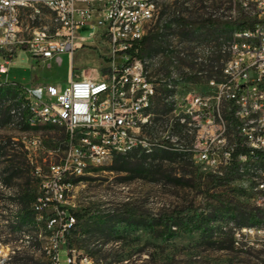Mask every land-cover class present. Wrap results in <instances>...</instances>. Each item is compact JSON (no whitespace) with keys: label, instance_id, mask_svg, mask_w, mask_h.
<instances>
[{"label":"rangeland","instance_id":"obj_1","mask_svg":"<svg viewBox=\"0 0 264 264\" xmlns=\"http://www.w3.org/2000/svg\"><path fill=\"white\" fill-rule=\"evenodd\" d=\"M158 1L160 17L149 32H156L159 29L156 26H161L164 19L177 15L185 18L188 25H182L178 20L170 21L168 28L164 29L165 37L152 38L144 54L150 79H169L172 70L180 72L182 79L176 81L179 99L189 96V92L211 91L207 77L194 79L186 75L187 70L193 73L203 65H196L189 57L184 58L182 52L191 55L196 44H208L221 37L222 42H230L239 24L232 26L220 21L204 26L197 21L207 17L213 9L229 8L232 1ZM89 32L85 25L78 30L80 35ZM74 54L76 68H90L95 74L105 71L107 56L100 54L92 44L87 43ZM16 57L18 61L11 66L10 72L0 73V82L16 81L30 85L32 75L37 74L42 75L47 83L60 85L67 78L66 56L55 57L50 63L35 67L32 54L27 49H22ZM215 65L214 73L221 79V62ZM159 87L163 88V85ZM14 88L17 93L7 100L2 99L0 92V103L12 99L17 102V106L12 107L14 121H9L5 107L0 111V145L16 146V149L10 148L9 153L21 155V160L27 162L25 169H30V172L23 178L14 179L12 184L29 187L37 195L45 193L52 196V190L50 193L45 191L44 184L48 180L50 165L59 162L63 155L66 130L31 127L24 95L18 94L17 87ZM158 101V97L153 98L145 115H152L153 119L157 116L161 106ZM177 113L159 114L168 120L169 125L166 122L159 125L158 133L145 131L153 139L150 152L138 148L128 160L121 158L116 161V156L103 166L87 169L81 175L83 180L73 182L65 190L60 205L86 214L67 237L61 230L63 211L54 200L40 208L35 227L24 228L22 233L14 230L12 219H15L18 198L14 196L15 190L4 180L6 174L1 172L7 168L10 156L0 157V264H48L55 260L54 257L59 258V264H67L70 249L77 251L79 263L82 257H87L89 264H264V234L236 235L237 229L264 231V223L243 226L233 217L236 208L247 211L257 207L264 209L257 203V193L252 187L251 180L256 171L239 169L218 181L219 174L203 169L193 154L179 151V146L167 149L163 141L154 140L170 136L181 144H191V136L183 138L184 133L170 126ZM188 117L192 121L196 118L195 115ZM149 121L148 128L153 124V120ZM23 125L37 130H26ZM228 131L235 132V127L230 126ZM31 134L41 135V147H26L24 138ZM152 153L154 155L144 159L143 154ZM37 167H40L41 175L37 173ZM222 170L224 173L227 171ZM74 177L78 176L69 179ZM52 215H57L54 223L49 219ZM102 225L105 226L104 231L100 230ZM28 229L34 236L31 241H28ZM69 238L72 246L66 242ZM14 246H20V250L10 262Z\"/></svg>","mask_w":264,"mask_h":264},{"label":"built area","instance_id":"obj_2","mask_svg":"<svg viewBox=\"0 0 264 264\" xmlns=\"http://www.w3.org/2000/svg\"><path fill=\"white\" fill-rule=\"evenodd\" d=\"M231 1L229 8L213 9L209 15L232 26L246 24V31L230 37V42H222L221 37L208 44H196L191 55L182 52L184 58L203 65L186 73L207 77V86L212 90L189 92L190 97L179 99L176 81L182 79V74L172 70L169 79L152 80L145 57L140 54L141 40L160 17L158 0H0V73L9 72V65L22 49L32 54L35 63L43 64L61 54L72 57L97 35L107 45L108 62L100 78L71 79L65 86L12 85L24 95L31 122L44 119V127L48 119L66 122L63 155L50 165L44 184L45 191H53L52 196L39 197L42 204L38 207L51 200L63 201L65 190L72 185L65 179L98 167L100 159L113 161L106 156L108 143L148 147L153 139L145 131L153 118L144 114V105L153 103L162 84L163 89L171 91L165 94V100L178 112L175 121L185 127L183 133L191 136L192 142L181 144L170 136L154 140L163 141L167 149L179 146V151L193 154L203 169L219 175L224 174L222 169L232 166L256 171L252 187L257 203L264 208V0ZM37 2L49 5L50 13H40ZM59 15H66V22H59ZM85 24L92 28L87 37L78 33ZM216 62H221V79L214 73ZM7 82L13 81L0 82V86ZM4 104L11 105V114L12 107L17 106L13 99L0 103V108ZM190 115H195V120H190ZM230 126L235 132L228 131ZM24 142L27 148L43 145L39 134L26 136ZM238 148L244 150L236 155ZM37 169L41 175L40 167ZM74 222L72 216L67 219L62 233ZM257 234L263 235L264 231L236 230L238 237ZM70 250L67 264L90 263L87 257L79 263L77 251ZM54 258L50 264H59V258Z\"/></svg>","mask_w":264,"mask_h":264},{"label":"trees","instance_id":"obj_3","mask_svg":"<svg viewBox=\"0 0 264 264\" xmlns=\"http://www.w3.org/2000/svg\"><path fill=\"white\" fill-rule=\"evenodd\" d=\"M175 20H178L179 22H181L182 25L187 23V20L185 18L178 16V15L164 19L163 22L160 19V22H162L163 26L160 27L157 25L156 28L157 29L159 28V29L156 32L150 31L147 35L144 36V38L140 42V54L142 56H144L145 52L148 49L149 44H151L152 38L154 36L159 38V39L165 37L166 34L164 33V29L168 28L169 24L171 23L170 21H175ZM220 21H223V20L214 19L210 15H208L207 17H204L201 20L197 21V23L205 26V25L213 24L215 22H220ZM225 22H227V21H225ZM228 23H230V22H228ZM186 25H188V24H186ZM186 75L188 77L194 78V79L202 78V76L198 77L195 75H188V74H186ZM13 83L17 86L22 85L16 81H13V82H7L6 85L4 86V88H3V86H1L0 92H1V96H2L3 100H7L8 98H10L11 96H13L17 93L16 89L14 87H12ZM158 92L159 93L156 95V97H158V99H159L158 105H161V106L157 110V116L153 119L152 126L148 129H146V131H148L149 133H158V130H159L158 126L163 125L165 122H168V120L162 119V117H160L159 114H161V113L166 114L170 111H173V109H174L173 103L165 100V94L168 95L171 91L161 88V89H158ZM3 107H5L9 121L10 122L14 121V116L10 112L11 105L4 104L0 108V111L2 110ZM23 128L26 130L30 129V127L28 125H23ZM43 128L44 129H52V128H56V127L45 126V127L40 128V129H43ZM184 128L185 127L179 125V123L177 121L173 122V126H172L173 130L174 129L180 130L183 133ZM186 137L187 136L184 134L183 138H186ZM15 147L16 146H10V144L0 145V157H2L4 155L10 156L9 160L7 161L8 162L7 168L3 169L1 172L6 174L4 180L10 184V187L13 190H15L14 196L18 198V199H16V203H15V205L17 207L16 215L14 216L15 219H12V222H14L15 224L12 225V227L15 228L14 229L15 231L22 233L23 231H25L24 228L35 227L38 224V216H39V214H41V210H40V208H38V206H39V204L40 205L42 204L39 201V197L45 196V193H41V194L37 195L36 193H33L31 191V188H29V187L20 186L19 183L12 184L14 179L23 178V177L27 176L26 174H29V172H30V169H25L24 165H26L27 162L21 160V155H18L16 153H9V149L10 148L16 149ZM163 150L166 151V149H163ZM243 150H244V148H238L236 151V155L240 151H243ZM134 153H136V152H134ZM132 154H133V152L129 153V154H125V155H119L116 157L115 160L118 161L121 158L128 160ZM152 155H154V153H152L151 155L143 154L145 160H147ZM235 168H236V166H232L231 169H227V171L223 175L217 176L218 181L225 179L229 174H232L234 171L239 170V169H235ZM126 170H128V169H126ZM129 170H131V169H129ZM132 170H135V169H132ZM83 178H84V176H78V177H74V179H65V180L73 183V182L81 181V180H83ZM57 205L63 211L64 223L67 221V219H70L71 216L75 219V222L71 225V227L64 229V236L67 237V236H69V234L72 231H75V229L79 225V222H81V220H83L86 217V214L80 213V212H75L72 209H68L63 205H60V203H57ZM236 209H237V212L235 215L233 214V217H234V219L238 220L240 225H243V226H257L258 225V226H260L262 223H264V209H262L260 207L253 208V209L248 210V211L242 210L239 208H236ZM49 219L50 220L55 219V221H56L57 215L56 216L52 215ZM55 221H53V223ZM132 222H135V221L133 220ZM104 227L105 226L102 225V227H100V230L104 231L105 230ZM62 229H63V226L61 227V230ZM26 232L28 233L27 236L30 239L28 241H31L32 237L34 238V236L31 235L32 230L28 229V231H26ZM5 242H8V241L5 240ZM66 242L69 246H72V240L70 238L67 239ZM19 250H20V246H14L8 261L11 262L16 257V254H17V252H19ZM48 264H50V262Z\"/></svg>","mask_w":264,"mask_h":264},{"label":"bare ground","instance_id":"obj_4","mask_svg":"<svg viewBox=\"0 0 264 264\" xmlns=\"http://www.w3.org/2000/svg\"><path fill=\"white\" fill-rule=\"evenodd\" d=\"M37 10L40 13H50V6L46 5L45 2H37ZM59 22H66V15H59ZM243 31H246V24H240L235 29L232 37H239L243 33ZM150 108H151V104H145L144 114L148 112ZM28 122L32 125L31 127H37V128L44 127V119H35V121L31 122V119L28 118ZM150 122L151 121L148 122V126ZM48 126L59 127V128L66 130V122H60V121H57L56 119H48ZM150 145L151 143L148 145V147H144L140 144H129V145L118 147L117 144L115 143H108V148L106 149V156H109L112 159H114L116 156L129 154L133 151H136L138 148H141L142 150L146 152H150L151 150ZM109 162L110 161H107V159H100L98 161V166H103ZM38 208H42V207H38ZM251 231H253V229H251Z\"/></svg>","mask_w":264,"mask_h":264},{"label":"crops","instance_id":"obj_5","mask_svg":"<svg viewBox=\"0 0 264 264\" xmlns=\"http://www.w3.org/2000/svg\"><path fill=\"white\" fill-rule=\"evenodd\" d=\"M79 3L80 4H84V2H79ZM85 26H87L88 30H90V32H91V30H92L91 25L90 24H85ZM90 32L88 34H86V35H81V36L87 37V36H89ZM88 43H90L94 47H96L99 50L100 54H103V56H106L105 50L107 49V45H106L105 39L103 37H101L100 35H97L94 39H91L90 41H88ZM85 46H86V44L84 46L78 48V50L81 49V48H84ZM59 56H66L67 57V61H68V75H67V78L60 83L61 86H65L71 79H82L85 76L86 77L87 76L88 77L91 76V77H94V78H100L101 77L102 72L100 74H95L93 72V70L90 69V68H83L81 70L79 68H76L75 54L72 57L70 55H68V54H61ZM59 56H57V57H59ZM53 59H49L43 64H37L33 60V64H34V67L35 66H44L45 64L50 63ZM1 60H2V56L0 54V61ZM17 61H18L17 57L14 58L13 62L9 65V72H10V70L12 68L11 66H13L15 63H17ZM106 65L107 64H105V66ZM101 71H102V69H101ZM1 74H3V73H1ZM30 81H31L30 85L47 84V82H45V80L43 79V76L42 75H37V74L36 75H32Z\"/></svg>","mask_w":264,"mask_h":264}]
</instances>
